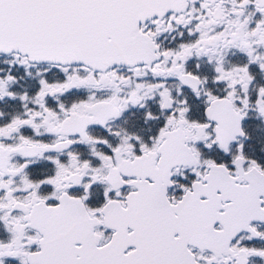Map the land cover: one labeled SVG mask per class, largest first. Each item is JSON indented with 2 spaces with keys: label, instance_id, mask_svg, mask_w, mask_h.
<instances>
[{
  "label": "snow or ice",
  "instance_id": "obj_1",
  "mask_svg": "<svg viewBox=\"0 0 264 264\" xmlns=\"http://www.w3.org/2000/svg\"><path fill=\"white\" fill-rule=\"evenodd\" d=\"M0 264H264V0H0Z\"/></svg>",
  "mask_w": 264,
  "mask_h": 264
}]
</instances>
